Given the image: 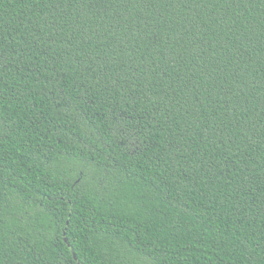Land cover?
<instances>
[{
  "label": "trees",
  "instance_id": "trees-1",
  "mask_svg": "<svg viewBox=\"0 0 264 264\" xmlns=\"http://www.w3.org/2000/svg\"><path fill=\"white\" fill-rule=\"evenodd\" d=\"M0 264H264V0H0Z\"/></svg>",
  "mask_w": 264,
  "mask_h": 264
},
{
  "label": "water",
  "instance_id": "water-1",
  "mask_svg": "<svg viewBox=\"0 0 264 264\" xmlns=\"http://www.w3.org/2000/svg\"><path fill=\"white\" fill-rule=\"evenodd\" d=\"M65 233H66V231H65ZM75 256V258H76V255H74Z\"/></svg>",
  "mask_w": 264,
  "mask_h": 264
}]
</instances>
